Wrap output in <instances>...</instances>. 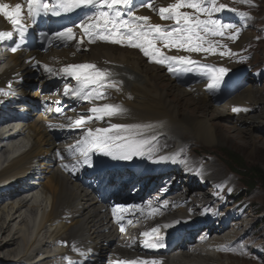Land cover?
<instances>
[{"label":"bare ground","instance_id":"6f19581e","mask_svg":"<svg viewBox=\"0 0 264 264\" xmlns=\"http://www.w3.org/2000/svg\"><path fill=\"white\" fill-rule=\"evenodd\" d=\"M175 2L156 0L143 15L150 17L151 24L170 26L166 23L172 21L160 19L159 8ZM0 3L10 8L18 4L17 0H0ZM219 4L217 1V6ZM215 16L226 15L221 9L213 18ZM5 29L6 23L0 16V31ZM237 29H224L222 36H210L215 37L211 41L216 52L218 46L224 48L223 52H229V43L240 32V28ZM73 30L75 34L81 31L78 27ZM84 38V44L65 43L61 50L47 56L16 52L4 60L6 68L0 71V87L5 83L14 85L12 77L19 74L26 87L19 83L15 86L25 102L33 105V110L26 115L28 123L21 129H0V233L7 234L0 239V250L16 247L6 252L8 256L0 260L1 264H142L144 261L149 264L153 261L156 264H217L221 255L229 257L236 252L238 244L244 247L241 243L247 234L239 229L244 224L241 218L234 216L239 207L229 206L221 197L224 192L219 181L224 178H214L215 165L201 167L206 157L200 155L201 161L199 155L194 156L191 143L213 148L230 131L240 135L241 130L235 127L237 130L229 128L228 131L214 123L215 119L232 121L233 127H245L252 122L246 125L251 127L264 122V98L257 89L259 74H254L255 80L247 89L226 100L224 95L207 89L208 78L195 66L191 72L181 70L165 75L166 64L149 63L138 49L100 41L89 43L87 37ZM243 38L245 35L242 42ZM157 46L169 56H188L199 64L216 62L199 53ZM33 56H37L36 59L28 61ZM38 62L54 70L80 63H93L111 70L119 91L110 87L106 90L107 98L94 103L119 105L127 112L102 121L93 119L87 127L147 126L143 136L155 137L150 145L152 157L146 154L131 161H114L94 155L95 168L78 163L81 157L73 149L84 129L72 125L81 114L90 115L93 104L85 102L83 109L68 113L66 119H59V123L49 128L47 124L56 120L48 110H56L57 103L37 105L47 95L43 81L30 79L35 73L32 66ZM239 72L240 69H234L225 79ZM164 78L170 82L169 86L161 84ZM232 86L233 82L223 83L218 90L226 91ZM179 98L184 103L179 102ZM258 104L263 106L259 115L233 111L234 107L250 110L251 105ZM80 106L82 104L75 102L74 108ZM59 107L63 109L62 105ZM161 156L167 159L161 161ZM89 171L95 172V176L89 177ZM145 171L150 172L143 175ZM97 174L101 177L115 174L117 178L129 175L131 180L118 191L120 185H113L116 181L109 184L93 181ZM227 181L228 177L224 183ZM11 184L17 185L12 187L13 191H2ZM22 189L25 190L22 192ZM156 193L161 199H155L152 205L141 202L144 196ZM171 195H174L172 199ZM139 202L140 210L128 208ZM212 206L215 211L210 215ZM126 218L135 227V233L129 237L122 236L116 226L117 221ZM153 228H158V233H151ZM146 232L150 233L147 237L143 235ZM154 238L161 240L164 247L145 246L146 240L154 242ZM233 247L235 251L231 250ZM176 252L179 254L174 257L170 254ZM244 254L240 250L239 256L245 259Z\"/></svg>","mask_w":264,"mask_h":264},{"label":"snow or ice","instance_id":"6c2138e0","mask_svg":"<svg viewBox=\"0 0 264 264\" xmlns=\"http://www.w3.org/2000/svg\"><path fill=\"white\" fill-rule=\"evenodd\" d=\"M243 3H250V0H242ZM27 17L32 24L37 22V17L53 16L60 17L62 14L71 13L76 9H92L87 12L83 19L49 32H41L42 43L70 42L75 39L74 28H80L83 37L78 44L84 42L87 37L89 43L97 41L110 43L113 45L126 46L138 49L149 63L158 65L167 64L168 71H193V66L200 68L201 74L208 78L207 89L211 92L217 91L223 83H226L225 77L230 69L226 67H215L207 64H199L188 56L167 55L162 52L157 45L163 48L183 50L189 53H211L216 54V47L210 36H222L224 29H234L236 25L225 23L218 18H213V14L225 8V5L219 4L217 0H176L175 3L167 7L159 8V17L161 20H169L173 25L162 26L160 24H151L150 17L139 16L135 12L138 7L152 8L153 0H143L140 5L135 4V0H26ZM192 9L195 15L182 12L181 9ZM23 9L21 4H16L10 9L8 4L0 3V15L16 29L21 39L25 38L28 27L24 22ZM204 16L205 19L200 17ZM238 32V29H237ZM6 38L12 39V32H0V41ZM59 46V45H58ZM15 47L11 51L15 52ZM221 56L225 52L219 53ZM46 73L54 76H60L61 79L75 81V86L65 82L63 95L65 97H74L81 102L92 103L89 109L90 115L81 114L74 122L73 127L84 129V134L77 140L73 149L79 154L82 163L89 168H95L96 163L93 160L94 155L110 157L114 161H131L134 157L153 155L150 147L152 139L143 136V129L147 126L137 124H110L109 127H97L95 129L87 127L93 119L102 121L105 117L123 116L127 110L119 105L95 104V101L106 99V90L115 87L119 91L117 82L113 79L115 74L109 69H101L93 63L69 64L54 70L48 66L43 69ZM58 91V90H57ZM57 112L63 110L59 107L57 101ZM76 111V109H72ZM234 112L247 111L238 107L233 108ZM72 120L71 117L68 118ZM167 157L161 156L164 161ZM67 167V166H65ZM120 231L124 228L121 226ZM158 228H153L151 233H158ZM145 237L150 233H143ZM146 247L160 248L164 244L158 238L154 242L145 241ZM124 264H135V262H124ZM142 264H149L148 261ZM151 264H156L155 261Z\"/></svg>","mask_w":264,"mask_h":264},{"label":"rangeland","instance_id":"374dc122","mask_svg":"<svg viewBox=\"0 0 264 264\" xmlns=\"http://www.w3.org/2000/svg\"><path fill=\"white\" fill-rule=\"evenodd\" d=\"M217 1L225 5V8L222 9L224 15L229 16L231 18V24L236 25V28L233 30L240 28L238 27L236 20L242 17L240 12L241 9L247 11L248 28L245 31L240 28L238 37H235L229 43V52L222 56L227 62L211 53L201 52V55L217 61L215 63L216 65H207L217 66L225 63L224 67L231 70L227 76L231 75L234 69H240L239 75L235 80L236 85L240 84L239 88L237 87L235 89L236 91L233 92L231 91L232 89L227 91L217 90L216 93L221 91L222 94L226 96L227 100L233 99L253 83L252 80H255L254 74L256 73L259 74V86L257 89L261 92L264 98V0H250V3L248 4L243 3L242 0ZM188 10L193 11L192 9ZM223 22L226 21L223 20ZM242 32H245L243 42L241 41L244 36H241ZM222 51H224V48L218 46L216 53L219 54ZM164 73L166 75V72ZM161 84L163 86H169L170 82L164 78ZM111 99L114 100V97L112 96ZM182 101L183 100H180L179 98V102ZM182 103H184V101ZM262 110L263 106L258 104L251 105L250 110L241 111L239 113L259 115ZM204 112L207 113L206 111ZM214 123L223 128H227L228 131L229 128L236 127L241 130L240 135L237 136L234 132L230 131L226 133V138H222L220 144L213 146V148L205 147L198 143H191L193 148L197 150L193 151V155H199L198 159L201 161L202 157L200 155H204L206 159L202 161L201 167L206 168L210 165H215L214 178L216 180L224 178V181H219L220 188L223 189L224 192L221 197H223L224 200H227L226 202L229 206L239 207V209L235 211L234 216L236 215V218H241L244 227L239 229L241 232L247 234V237L243 242L242 240H239L245 248L238 244L239 247L236 252L230 254L229 257L221 255L219 258L220 262L217 261V264H264V189L260 186H254L251 189L249 185L250 183L245 177V172L233 166L227 158L230 157V159H234L246 168L258 167L259 169L264 170V122H262L261 125L254 124L251 127H246V125L252 122L245 124V127H233L232 121H222L217 119H215ZM227 177L228 181L224 183ZM218 194L219 192L215 193V196H218ZM2 197L5 198L4 195H2ZM214 199L215 198H213V200ZM212 208L213 211L210 212V215L215 211V206H212ZM262 219V224H258ZM6 235V233H0V239H3ZM11 249L14 250L16 247L9 246L8 248L6 247L0 250L1 261L8 256L6 252ZM231 250L235 251L236 249L233 247ZM240 250L245 253V259L239 256ZM13 264L24 263L15 262Z\"/></svg>","mask_w":264,"mask_h":264},{"label":"trees","instance_id":"16d2710c","mask_svg":"<svg viewBox=\"0 0 264 264\" xmlns=\"http://www.w3.org/2000/svg\"><path fill=\"white\" fill-rule=\"evenodd\" d=\"M227 158L233 166L245 172V177L249 181L251 189L254 186H260L264 189V170L259 169L258 167L246 168L243 165H240V163H238L234 159H230V157Z\"/></svg>","mask_w":264,"mask_h":264}]
</instances>
